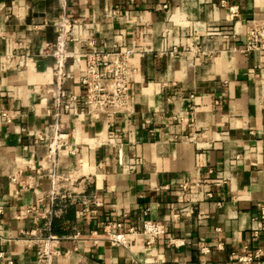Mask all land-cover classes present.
Listing matches in <instances>:
<instances>
[{"label":"crops","instance_id":"crops-1","mask_svg":"<svg viewBox=\"0 0 264 264\" xmlns=\"http://www.w3.org/2000/svg\"><path fill=\"white\" fill-rule=\"evenodd\" d=\"M62 14L77 21L64 99L82 101L88 51L127 47L134 73L128 115L64 119L53 264H241L264 249V54L241 52L264 0H66L64 11L59 0H0V264H36L20 232L50 209L54 65L42 49ZM145 219L164 225L150 246L99 239L109 221Z\"/></svg>","mask_w":264,"mask_h":264},{"label":"built area","instance_id":"built-area-1","mask_svg":"<svg viewBox=\"0 0 264 264\" xmlns=\"http://www.w3.org/2000/svg\"><path fill=\"white\" fill-rule=\"evenodd\" d=\"M66 0H59L62 11L65 9ZM76 20L62 14L58 19L51 22L54 33V40L51 43H44L42 55L50 56L54 65V97L50 107L44 110V115L51 119L48 125L47 151L43 159V165H50L48 170L49 189L47 191L50 209L40 216L33 218L34 227L21 231L20 237L28 247L34 250L36 264H53L54 259L59 255L58 243L60 238L51 231L52 220L57 212L54 210L56 201L63 198L60 195V182L65 181L56 174V159L66 145L70 134L66 131L64 119L68 116L87 114L98 117L100 115L123 116L129 114V85L132 81L134 69L130 64L132 51L127 47H111L105 51L93 50L84 53V70L80 78V88L83 92V99L79 103L75 95L63 98L62 86L64 81L70 79L67 70V61L72 53L67 50V45L72 41L70 38ZM88 46L92 43L88 42ZM244 55L256 53L264 54V20H248L245 25L244 45L241 49ZM9 58V57H8ZM6 121L9 117L4 112L0 113ZM76 149L68 151L73 155ZM184 187V186H183ZM195 187H199L196 183ZM210 197V193L205 194ZM101 205L100 203H95ZM188 208H181L179 212L187 211ZM37 212L35 207H27L24 213ZM147 213V210L144 214ZM178 214H173L176 219ZM259 219H264V208H261ZM41 224L38 225V222ZM164 233V225L157 221L143 220L139 227L126 226L119 221H109L102 227V235L99 239H105L112 246L129 247L131 244L141 240L145 246L155 243L156 239ZM79 233L76 232L73 238ZM95 235V233H92ZM255 234V232H254ZM98 237V236H97ZM98 239H92L95 245ZM171 244L177 245V241L169 240ZM207 251L206 248H202ZM264 256V249H257L242 255H237L236 260L241 264H249Z\"/></svg>","mask_w":264,"mask_h":264}]
</instances>
